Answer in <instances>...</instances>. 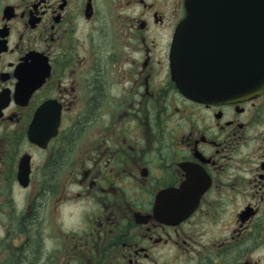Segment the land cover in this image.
Instances as JSON below:
<instances>
[{
    "label": "flooded vegetation",
    "instance_id": "flooded-vegetation-1",
    "mask_svg": "<svg viewBox=\"0 0 264 264\" xmlns=\"http://www.w3.org/2000/svg\"><path fill=\"white\" fill-rule=\"evenodd\" d=\"M184 2L0 0V264H264V92H179Z\"/></svg>",
    "mask_w": 264,
    "mask_h": 264
},
{
    "label": "water",
    "instance_id": "water-1",
    "mask_svg": "<svg viewBox=\"0 0 264 264\" xmlns=\"http://www.w3.org/2000/svg\"><path fill=\"white\" fill-rule=\"evenodd\" d=\"M171 48L172 80L204 104L264 92V0H185Z\"/></svg>",
    "mask_w": 264,
    "mask_h": 264
},
{
    "label": "clouds",
    "instance_id": "clouds-1",
    "mask_svg": "<svg viewBox=\"0 0 264 264\" xmlns=\"http://www.w3.org/2000/svg\"><path fill=\"white\" fill-rule=\"evenodd\" d=\"M71 223H72L71 221L68 222V226H69V227L71 226Z\"/></svg>",
    "mask_w": 264,
    "mask_h": 264
}]
</instances>
